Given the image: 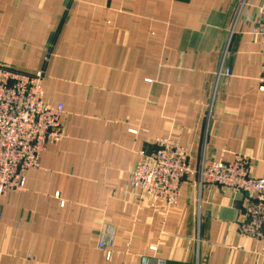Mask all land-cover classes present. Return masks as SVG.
<instances>
[{"label": "crops", "instance_id": "0c3cea01", "mask_svg": "<svg viewBox=\"0 0 264 264\" xmlns=\"http://www.w3.org/2000/svg\"><path fill=\"white\" fill-rule=\"evenodd\" d=\"M263 7L0 0V66L44 71L65 133L23 190L0 197V264H264V236L238 230L243 196L198 176L239 155L264 178V39L253 32ZM158 137L185 148L198 172L171 207L131 186Z\"/></svg>", "mask_w": 264, "mask_h": 264}, {"label": "built area", "instance_id": "2783aa9c", "mask_svg": "<svg viewBox=\"0 0 264 264\" xmlns=\"http://www.w3.org/2000/svg\"><path fill=\"white\" fill-rule=\"evenodd\" d=\"M253 32L264 39V7ZM43 78V70L27 74L0 66V197L23 190L26 172L38 167L41 152L65 137L61 123L64 106L44 100ZM259 89L264 91V64ZM154 146L152 151L139 152L140 162L132 170L131 186L153 203L175 206L182 181L197 171L187 150L169 137L156 138ZM198 176L200 185L224 187L241 194L245 205L238 230L250 237L264 236V178L250 175L245 157L238 155L230 163L203 165ZM150 249L156 251V246ZM146 264L166 261L148 258Z\"/></svg>", "mask_w": 264, "mask_h": 264}]
</instances>
